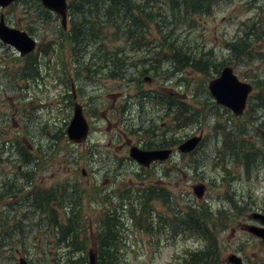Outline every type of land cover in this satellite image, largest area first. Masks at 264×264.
Here are the masks:
<instances>
[{
	"label": "rangeland",
	"instance_id": "1",
	"mask_svg": "<svg viewBox=\"0 0 264 264\" xmlns=\"http://www.w3.org/2000/svg\"><path fill=\"white\" fill-rule=\"evenodd\" d=\"M214 5L210 15L170 19L164 26L167 31L172 28L194 56L203 53L204 59H211L208 75L191 67L176 71L174 49L165 46L154 22L141 46L124 33H112L115 29L107 23L98 38L89 36L77 43L69 39L71 20L67 29L62 28L58 16L41 0H19L0 8L10 26L39 41L28 56L0 41V264H18L20 256L30 264H71L67 252L76 264H88L93 249L98 264L100 242L95 237L105 228L101 220L107 216L114 218L119 231L115 248L126 264H183V256L197 249L213 250L219 264H236L227 261L232 254L244 264H264V241L245 229L246 223H256L250 219L253 212H264V59L259 55L264 52V36L257 38L263 35L257 22L264 20V0H218ZM255 28L259 33L251 32ZM238 33L257 40L249 41L254 45L251 55L239 60L228 55V43ZM76 54L84 57L77 61ZM118 58L126 60L121 79L76 74L86 64L105 71ZM34 59L33 76L28 68ZM227 65L241 80L255 85L242 116L218 105L208 88ZM128 94L134 102L126 99ZM75 101L83 105L91 126L82 144L57 137L70 122ZM200 131L202 141L192 154L176 152L170 161L152 167L141 166L130 156L132 146L175 148ZM17 135L34 157L26 166L30 158L13 150L7 159L9 153L4 152V141ZM69 183L86 191L81 210ZM201 183L205 192L198 197L194 186ZM60 186L67 192L62 202ZM148 186L155 194L148 212L142 213L141 190ZM35 188L58 189L50 201L58 222L66 223L67 212L77 206L78 231H86L90 240L82 233L71 249L61 245L50 211L33 205L28 193ZM130 189L131 198L122 197ZM131 206L138 219L131 216ZM171 206L181 211L185 224L186 215L196 212L203 230L171 236L170 225L181 227L170 219ZM162 218L168 222L163 224Z\"/></svg>",
	"mask_w": 264,
	"mask_h": 264
},
{
	"label": "trees",
	"instance_id": "2",
	"mask_svg": "<svg viewBox=\"0 0 264 264\" xmlns=\"http://www.w3.org/2000/svg\"><path fill=\"white\" fill-rule=\"evenodd\" d=\"M159 1H162L163 3L158 4ZM217 1L218 0H73L70 3L69 8V19L72 22V27L68 30V32H70L69 39L79 43L84 38L89 36L98 38L102 33L103 23H107L109 26L115 29L112 33H124L128 39L134 41V44H139L144 39V35L147 31V28L149 27V24L154 22L157 25L158 30L161 32L165 46L171 45L172 49H174V58L176 61L174 64L176 71H181L186 67H191L200 73L208 75L210 74L209 70L212 69V64L210 63L211 59H204L203 53H199L194 56L193 52L187 50L189 48H185L181 42H178L177 37L174 36V30L170 28L167 31L164 29V26L170 22V19H195L193 17L194 14L210 15L212 13L213 7L215 6L214 3ZM170 13L173 14L172 18L170 17ZM123 23H125L126 27H123ZM257 23H259L263 29V35H257V38H260L261 36H264V20H259ZM98 24L101 26L97 31L96 26ZM242 24L246 26L245 21H243ZM61 27L63 28L62 25ZM251 32L259 33V30L255 28ZM248 37L250 36L247 33L246 35L238 33L237 37L228 43V55L231 59L234 58L239 60L251 55V49L254 48V45H250L249 41L253 42L257 40H255L254 37L252 39H249ZM139 46H141V44H139ZM101 47L103 46H100V48ZM259 55L262 57V59H264V52L260 53ZM197 56L199 57L197 58ZM82 57H84L83 54H76L77 61ZM114 57H117V55H114ZM111 62L113 67L105 71H99V68H93V64H86V66L78 68L76 74L78 77H82L84 75L89 78H97L99 74H101V76L104 78L112 79H121L124 77V74L127 71L124 69L126 60H121L118 58L116 60H111ZM36 63L37 61L35 59L33 62L29 63L28 72L30 69V75H36ZM157 68L158 67L156 66L154 71L155 74L158 72ZM218 72H220L219 69ZM262 88L264 90V87ZM182 119L183 118H179L178 120ZM61 128L62 129L60 132H58L57 137L59 140L63 141L67 137V133L66 129L63 127ZM18 136L19 135L14 136V138H9L7 141L5 140L6 142L4 141L3 144L6 146V148L8 147L7 152L10 154V156L14 155L12 152L13 150H17L20 155H25L28 159L30 158V161H27L24 164L26 166L31 161H33L34 157L28 150L27 145L23 143ZM7 143H9V146ZM89 152H91V150H89ZM2 153L3 151H1L0 154ZM6 158L11 157L7 156ZM27 178H31V176H27ZM68 185L72 187V195L74 198H76L77 204L79 203V209L81 210L82 205L80 199L86 191L74 183H69ZM8 186L11 190L10 192H14V189L12 190V188L15 186V184L11 183ZM60 188L62 202L65 199L67 192H65V187L60 186ZM57 191L58 189L56 188L45 190L35 188L31 189L28 194L33 196V205L36 208L44 211H50V222L59 228V243L71 249L75 238L78 239L82 233L85 234L86 240H90V238L86 231H78L77 224H79V210L77 206L71 207L67 212L69 215L67 217L66 223L62 221L58 222L56 218L57 214L55 211L53 212V209L50 205V201L54 199ZM141 191L142 193L140 195V199L142 203V213H147L148 201L151 197H153L155 192H153L149 186L142 189ZM132 192L133 189H130L122 197L130 199ZM45 194H47L46 198L44 197ZM166 194L169 197H173L169 192ZM157 196H159V194H157ZM177 201L178 200L174 198V202H176V204ZM177 206L180 207V204H177ZM171 208V212H173L171 215H173V217L170 219H172L173 224L181 225V227H183L175 228L176 226L170 225L172 228L169 231L171 236L176 234H189L194 230H203V226L198 220L199 218L196 212L188 213L186 215L187 224H185L180 217L181 211L176 210V208H173L172 206ZM129 209L132 211L131 216L134 219H138L136 208L131 206ZM204 209H206V207L201 208V210ZM173 218L175 219L173 220ZM145 221L146 226H150L149 217H147ZM102 222H104L105 228H101L98 236L96 234L95 237V240L100 242L98 246V264H126L124 259H120L117 255L119 248H115V245L118 242L117 237L119 231L113 226L114 218L107 216L104 220H101V223ZM187 255L188 257L183 256V264H219L221 261L219 255L215 254L213 250L208 249H197L196 253L190 250L188 251ZM66 257L67 260H69V258L71 259L69 260V263L76 264L74 259L71 257V254L68 252Z\"/></svg>",
	"mask_w": 264,
	"mask_h": 264
},
{
	"label": "water",
	"instance_id": "3",
	"mask_svg": "<svg viewBox=\"0 0 264 264\" xmlns=\"http://www.w3.org/2000/svg\"><path fill=\"white\" fill-rule=\"evenodd\" d=\"M17 0H0V7H6ZM44 7L58 14L63 27L68 24V3L67 0H41ZM0 39L7 44L14 46L22 56L32 52L37 41L27 31L9 26L6 23L4 14L0 16ZM209 89L219 104L230 108L235 115L244 113L247 106V100L253 86L250 82L242 81L235 73L233 67L226 66L216 78L209 82ZM90 125L85 117L83 106L75 102L73 117L67 126L66 132L69 141L73 143H84L89 134ZM202 136L191 137L179 145L182 152H190L196 148L201 141ZM172 149H154L146 150L138 146L130 149V155L140 164L149 167L152 162L157 160H166L170 157ZM194 192L200 197L205 192L203 183L194 186ZM251 218L260 220L262 225L249 224L246 229L260 237L264 241V213L253 212ZM89 264H97V256L94 250L89 253ZM228 262L244 264L243 259L237 254H232L227 258ZM19 264H29L26 258L21 257Z\"/></svg>",
	"mask_w": 264,
	"mask_h": 264
},
{
	"label": "flooded vegetation",
	"instance_id": "4",
	"mask_svg": "<svg viewBox=\"0 0 264 264\" xmlns=\"http://www.w3.org/2000/svg\"><path fill=\"white\" fill-rule=\"evenodd\" d=\"M158 93V92H157ZM160 95H162V94H160ZM126 99H129V102H134V96H132V95H130V94H128L127 95V97H126ZM123 110H125V106H124V108H123ZM198 133L197 132H194V133H192V135L190 136V137H192V136H195V135H197ZM200 134H202V132L200 131ZM199 134V135H200ZM189 138V137H188ZM187 139V138H186ZM151 149H159V148H169V147H162V146H159V145H154V146H152V147H150ZM174 148V147H173ZM197 150V148L195 149V150H193V151H191V152H189V153H185L186 155L187 154H192V153H194L195 151ZM177 151L175 150V148H174V154L176 153ZM167 161H170V160H167ZM167 161H165V162H167ZM161 161H158V162H154L152 165H151V167L154 165V164H156V163H160Z\"/></svg>",
	"mask_w": 264,
	"mask_h": 264
}]
</instances>
